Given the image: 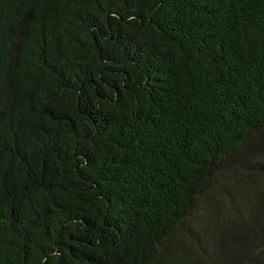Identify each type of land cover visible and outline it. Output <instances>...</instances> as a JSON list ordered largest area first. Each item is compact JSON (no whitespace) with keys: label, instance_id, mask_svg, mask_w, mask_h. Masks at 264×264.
<instances>
[{"label":"trees","instance_id":"trees-1","mask_svg":"<svg viewBox=\"0 0 264 264\" xmlns=\"http://www.w3.org/2000/svg\"><path fill=\"white\" fill-rule=\"evenodd\" d=\"M0 264H264V0H0Z\"/></svg>","mask_w":264,"mask_h":264}]
</instances>
